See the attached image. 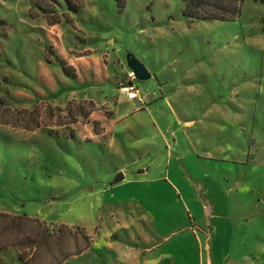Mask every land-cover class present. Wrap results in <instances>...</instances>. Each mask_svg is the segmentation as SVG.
I'll return each mask as SVG.
<instances>
[{"label":"rangeland","instance_id":"1","mask_svg":"<svg viewBox=\"0 0 264 264\" xmlns=\"http://www.w3.org/2000/svg\"><path fill=\"white\" fill-rule=\"evenodd\" d=\"M183 10L0 0V212L57 236L0 229V264H264V0Z\"/></svg>","mask_w":264,"mask_h":264},{"label":"trees","instance_id":"2","mask_svg":"<svg viewBox=\"0 0 264 264\" xmlns=\"http://www.w3.org/2000/svg\"><path fill=\"white\" fill-rule=\"evenodd\" d=\"M184 4V15L190 18L192 21L195 20H217V21H231L238 18L243 9L245 0H181ZM120 8H124L126 5V0H116ZM69 4V8L73 11H77L75 7ZM64 67V73L69 77H74L68 70L64 63L61 62ZM120 88V84H118ZM0 102L1 99H0ZM38 223L40 228H33L31 223ZM44 223L38 219L31 218L28 215H10L9 213L0 212V229L5 233L17 234L21 237L20 246L23 248L37 247L41 244H47L50 246V242L57 236L54 235L53 231L44 229ZM67 227H62L58 231L62 232L66 230ZM71 232V231H69ZM68 257L65 258V260ZM23 262H26L23 257H20ZM64 260H61L57 264H63Z\"/></svg>","mask_w":264,"mask_h":264},{"label":"built area","instance_id":"3","mask_svg":"<svg viewBox=\"0 0 264 264\" xmlns=\"http://www.w3.org/2000/svg\"><path fill=\"white\" fill-rule=\"evenodd\" d=\"M137 79L136 74L133 70H129L127 73V78L121 81L120 84V93L130 101L139 100L145 102L146 98L141 94L139 87L135 83Z\"/></svg>","mask_w":264,"mask_h":264},{"label":"water","instance_id":"4","mask_svg":"<svg viewBox=\"0 0 264 264\" xmlns=\"http://www.w3.org/2000/svg\"><path fill=\"white\" fill-rule=\"evenodd\" d=\"M127 64L128 67L135 72L138 80H146L151 78V72L135 55H128ZM121 179H123V175L118 176L116 182H119Z\"/></svg>","mask_w":264,"mask_h":264}]
</instances>
